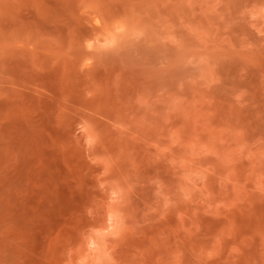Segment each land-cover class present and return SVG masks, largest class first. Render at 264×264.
Segmentation results:
<instances>
[{
	"label": "rangeland",
	"instance_id": "1",
	"mask_svg": "<svg viewBox=\"0 0 264 264\" xmlns=\"http://www.w3.org/2000/svg\"><path fill=\"white\" fill-rule=\"evenodd\" d=\"M0 264H264V0H0Z\"/></svg>",
	"mask_w": 264,
	"mask_h": 264
}]
</instances>
